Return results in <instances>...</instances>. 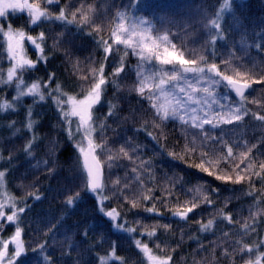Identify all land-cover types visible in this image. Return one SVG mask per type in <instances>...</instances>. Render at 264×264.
<instances>
[{"label": "snow or ice", "instance_id": "snow-or-ice-1", "mask_svg": "<svg viewBox=\"0 0 264 264\" xmlns=\"http://www.w3.org/2000/svg\"><path fill=\"white\" fill-rule=\"evenodd\" d=\"M184 9L113 2L105 37L91 5L0 0V264H133L132 253L137 264H177L185 235L197 254L210 246L214 264H264V21L234 0ZM44 24L56 27L24 31ZM254 85L259 101L249 100ZM249 123L258 136L233 138ZM17 154L28 165L20 175ZM169 159L233 191L189 183ZM45 196L56 206L41 216L33 205ZM220 223L230 230L209 246L192 235H216Z\"/></svg>", "mask_w": 264, "mask_h": 264}, {"label": "trees", "instance_id": "trees-1", "mask_svg": "<svg viewBox=\"0 0 264 264\" xmlns=\"http://www.w3.org/2000/svg\"><path fill=\"white\" fill-rule=\"evenodd\" d=\"M69 0H61V3H67ZM71 2L76 3L77 6L80 3L87 5H91L94 8L97 9V16L99 17L98 23L103 25L105 27L104 35L105 37L107 36V22H108V16L105 15V10L110 7V5L114 2L117 6L121 4H126L128 0H71ZM147 3H150L154 6H156V12L158 15H164V16H173L177 15L178 13H181L183 11H186L184 9V5L188 2V0H146ZM234 3L236 4L237 10L240 11L242 15L248 16L250 21L253 24H259L260 22L264 21V0H234ZM137 17L139 16H150L151 13L149 11L141 10L137 11L135 13ZM26 17H17L13 20L14 24H18L20 26H25L26 22ZM225 19L230 23L231 22V13L226 12L225 13ZM55 25H50V24H44L41 25L40 27L36 28L33 30L31 27H24V31L28 35H36L40 30L43 29H49V28H55ZM175 31V29H173ZM3 41L0 40V44H2ZM223 43V42H220ZM28 48H31V52L33 53L32 46L26 41V45ZM189 48H199V44H192L188 43ZM3 49H0V52H2ZM224 52V49L221 48V53ZM81 59L83 60V57L86 55H89L87 51L82 52L81 54ZM187 55V53H186ZM36 55L34 53V59ZM96 57L99 58V53L96 54ZM131 60H135L134 57H130ZM2 67L6 70L8 67V64L6 61H2ZM53 68H60V62L59 61H54L52 64ZM82 67L87 70L86 65H82ZM251 67V65H249ZM254 88H257L256 92H253L252 96L249 97V100H252L255 98L257 101L261 100L262 94L259 92L258 86L254 85ZM252 91V90H250ZM30 101H26V103H29ZM146 106V105H145ZM254 110H256L257 105L253 104L251 105ZM42 111L48 112L49 116L52 118V122L54 123V116L52 115L51 109H41ZM14 119H19V117H13ZM180 129L178 127L175 128L174 132L172 133L173 135H177L179 133ZM261 132V129L253 124L249 123L246 128H238L235 130L234 137L233 138H243V139H248L251 140L254 136H258ZM0 135H7V133H0ZM141 139H144V137H141ZM64 147V145H62ZM73 149L71 145H66L63 152H62V157L67 160L69 163L72 160V153ZM35 161H33V164ZM16 166L18 171L14 170L13 174L15 175H20L21 173L25 172V170L28 168L27 162L25 161L24 157L21 154H17V160H16ZM166 167H171L174 169H177L179 171H182L185 173V175L188 178L189 183H195L199 180H206L208 183L212 184L215 187H219L221 189V193L223 195H229L232 191L233 188L232 186L229 185H223L219 181H215L212 177H208L205 174L199 172L196 169H192L187 167V165H184L183 163L175 160H167V163L165 165ZM37 175H39L37 173ZM42 179V177H41ZM20 181H17L19 183ZM30 182V181H29ZM47 183V182H45ZM238 187V186H237ZM14 194L19 195L20 193L12 188L11 189ZM87 195V194H86ZM55 203L49 204L48 197L45 196V198L41 201H38L36 205H33V209L35 212L39 213V215L44 216L46 215V211L50 210L52 208H55ZM242 208L247 207V203H241ZM79 211V208L77 209ZM145 218L147 217L146 213H141ZM246 215V213H244ZM165 216L167 217L168 214L165 212ZM145 223H156V220L152 219H144ZM162 222H170V218L162 221ZM176 225H174L175 227ZM221 230H230L228 228V225L226 223H220L217 225V228L215 229L216 235H211L209 233H201L197 234L195 232L192 233V235H199L200 239L203 241V244L206 246H209V241H215L217 240V237L220 235ZM190 229L185 228V232H189ZM207 237V238H205ZM176 239L179 238L178 233L176 234ZM236 239V237H234ZM169 242H171V239H169ZM151 246V245H150ZM175 246V244H173ZM198 245L194 242V240L189 239L188 235H185L184 241L182 244V247L178 249V252L181 253L179 256H174V260H176L177 264H203L204 261H208V264H214V257L212 254V249L209 246V250L207 252H199L197 254V249ZM219 251V250H217ZM133 257V264H137L138 260L140 259L139 257H136L134 253H132Z\"/></svg>", "mask_w": 264, "mask_h": 264}, {"label": "rangeland", "instance_id": "rangeland-1", "mask_svg": "<svg viewBox=\"0 0 264 264\" xmlns=\"http://www.w3.org/2000/svg\"><path fill=\"white\" fill-rule=\"evenodd\" d=\"M25 45H26V42H25ZM25 49H26L27 56L29 58L34 59L35 50L32 48V50H33V53H32L31 50H30L31 48H28L27 46H25ZM35 55H36V53H35Z\"/></svg>", "mask_w": 264, "mask_h": 264}]
</instances>
